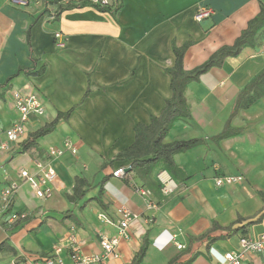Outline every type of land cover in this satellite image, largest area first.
<instances>
[{
    "label": "crops",
    "instance_id": "obj_1",
    "mask_svg": "<svg viewBox=\"0 0 264 264\" xmlns=\"http://www.w3.org/2000/svg\"><path fill=\"white\" fill-rule=\"evenodd\" d=\"M48 1L0 0V131L18 118L12 92L35 95L43 106L42 115L25 123L23 139L0 151V192L18 186L7 212L0 196V264L44 259L55 249L66 262L71 238L82 253H101L100 236L116 235L121 208L135 218L119 241L118 258L103 264H130L141 247L139 264H215L238 250L241 237L264 235L263 217L244 235L213 240L237 218L264 213V76L256 81L264 70V27L252 46L186 86L188 114L172 123L163 142L200 144L174 155V180L161 165L143 174L116 159L134 142L135 126H148L171 98L173 47L188 45L184 70L199 66L234 43L264 0H117L115 14L83 6L58 19ZM199 6L211 7L213 15L196 21ZM243 93V99L256 97L248 107L236 102ZM56 119L51 132L23 149L28 135ZM67 139L76 154L49 158L48 149L63 148ZM36 162L50 163L56 173L45 200L18 174L21 168L33 173ZM119 168L125 177L113 176ZM224 175L244 180L216 187L215 177ZM76 178L87 186L70 201ZM167 178L175 187L165 195ZM11 213L27 217L8 224ZM243 264H264V255H249Z\"/></svg>",
    "mask_w": 264,
    "mask_h": 264
},
{
    "label": "trees",
    "instance_id": "obj_2",
    "mask_svg": "<svg viewBox=\"0 0 264 264\" xmlns=\"http://www.w3.org/2000/svg\"><path fill=\"white\" fill-rule=\"evenodd\" d=\"M64 1H66V3ZM48 3L56 7L55 19H58V16L62 11L69 8L91 6L96 8L98 11L109 12L111 14H115L117 8H119L117 3L113 6H102L93 5L90 0H80L78 2H73V0H49ZM262 27H264V3H260L258 13L254 18L248 21L246 28L241 32L239 37L235 39L232 45L218 48L205 62L188 71L183 69V56L188 45H183L179 48L173 47L174 63L167 69V72L171 77V98L165 102V107L159 116L151 118L148 126H135L134 142L128 149L119 154L116 159L129 160V169L142 172L143 174H147L151 168L161 165L169 177L174 180L175 175L178 173L173 161L174 155L186 152L187 150H190L200 144V140H180L171 143L163 142L165 136L171 128L172 123L178 118L185 117L188 114L184 98L186 86L189 83L196 81L209 69L213 67H220L226 58L235 57L244 48L252 46L255 35ZM263 76L264 70L257 76L256 81L262 79ZM243 96L244 93L239 95L236 100L237 104L242 107H248L256 99L255 96H248L243 99ZM68 115L69 114L67 113L64 116L66 117ZM57 119L38 129L36 132L28 135L27 140L23 143V149L29 150L30 148H33L35 146V141L38 138L53 130ZM222 137L223 135L219 136V138ZM125 176L126 174L123 175V177ZM74 183L73 193L68 198L70 201H75L76 198L83 197L84 191H81V188L83 186H87L85 180L81 178H76ZM261 196L264 199V193H262ZM95 200L100 203L99 197ZM89 202L90 200L84 201L80 209L86 206ZM258 214L260 213L248 218H237L233 225L227 227L222 235L213 238V240L224 239L238 233L243 235L246 234L252 225L261 222L264 217V213L259 216ZM243 222L245 224L236 226L237 224H242ZM203 238L204 236L200 237V239ZM143 257L144 248L141 247L134 255L130 264H139Z\"/></svg>",
    "mask_w": 264,
    "mask_h": 264
},
{
    "label": "built area",
    "instance_id": "obj_3",
    "mask_svg": "<svg viewBox=\"0 0 264 264\" xmlns=\"http://www.w3.org/2000/svg\"><path fill=\"white\" fill-rule=\"evenodd\" d=\"M15 1V0H13ZM66 3V1H64ZM93 5L102 6H113L117 3V0H90ZM214 10L208 6H199L194 14L196 21H202L211 17ZM264 51V46L262 47ZM13 104L18 111V118L11 124L8 129L0 131L3 134L5 140H0V151H7L12 143L20 142L25 136L26 129L25 123L29 120L31 115L40 116L43 114L42 103L38 100L35 95H25L21 92H12ZM65 150H68L71 154H76V149L73 147L70 140L64 141L63 148L50 147L47 151V155L51 159H57L62 156ZM125 170L119 168L113 172V176H122ZM19 176L28 183L34 196L40 200L48 199L52 194V185L56 179V173L50 163L36 162L35 171L29 173L26 169L18 170ZM160 179V177H159ZM244 180L241 175H224L218 176L214 179L216 187L231 186L240 183ZM162 193L165 195L170 194L175 184L167 178L163 181ZM17 184L10 183L4 187L1 192L2 202V213L7 212L11 207L12 199L17 191ZM142 196H147L149 192L144 190L137 191ZM147 207L152 206L146 202ZM120 220L118 222L117 233L115 236L106 237L105 235L100 236L99 245L101 247V253L98 254H84L79 249V243L71 238V244L69 246L68 260H65L60 256V249H55L53 254L49 255L44 259H25V260H14L10 264H103L104 260L110 257L118 258V244L121 239L126 238V230L130 221L135 218L125 208H121L118 211ZM26 213L14 214L11 213L6 218V223L12 224L18 219H25ZM99 219H107L103 215H99ZM173 245L178 249L182 250L184 247L181 244H177L172 241ZM264 255V235H261L257 240L249 239L248 237H241L239 239V248L237 251L228 252L223 255L222 259L218 260L215 264H243L249 255Z\"/></svg>",
    "mask_w": 264,
    "mask_h": 264
}]
</instances>
